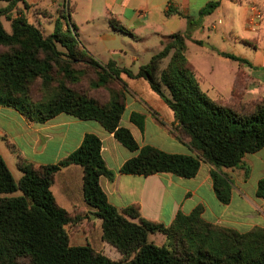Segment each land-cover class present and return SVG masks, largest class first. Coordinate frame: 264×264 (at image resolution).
Wrapping results in <instances>:
<instances>
[{"label": "trees", "instance_id": "1", "mask_svg": "<svg viewBox=\"0 0 264 264\" xmlns=\"http://www.w3.org/2000/svg\"><path fill=\"white\" fill-rule=\"evenodd\" d=\"M2 2L0 104L18 109L31 121L44 122L66 113L99 122L136 152L121 165V173H172L192 178L202 162L209 163L218 200L223 204L230 201L232 180L222 169L242 168L248 177L244 156L264 148V98L244 102L231 93L226 101L206 94L186 56V39L200 42L191 37L189 29L170 33L162 49L133 73L114 61L104 64L95 59L81 45L71 19L63 24L57 17L52 32L44 35L25 17L29 8L26 0ZM219 4L208 2L199 16L211 14ZM171 13L186 18L189 28L200 21L169 7L166 14ZM1 17L9 21L10 31ZM109 23L114 29H123L115 16L109 17ZM220 54L245 65L236 70L232 81V92L238 84L244 90L251 79L248 68H254L253 64L232 53ZM121 73L147 80L150 89L172 110L177 122L175 134L191 153L139 145L130 129L121 124L128 99ZM86 76L88 86L78 89ZM101 87L108 92L107 100L93 95V90ZM129 119L143 129V113L133 111ZM70 164L82 167L84 200L101 220V238L120 252L119 258H110L89 244H70L71 231L90 219L85 211L70 212L60 206L51 191L56 174ZM17 167L22 172L18 180L0 154V264H264L262 226L239 231L214 224L202 217L201 205L189 213L179 211L169 225L143 218L138 204L118 210L100 185L101 176L113 179L115 172L107 167L101 140L95 134H86L81 144L57 163L34 164L18 155ZM256 195L264 197V177L257 181ZM150 233H161L166 241L156 244L149 240Z\"/></svg>", "mask_w": 264, "mask_h": 264}, {"label": "crops", "instance_id": "2", "mask_svg": "<svg viewBox=\"0 0 264 264\" xmlns=\"http://www.w3.org/2000/svg\"><path fill=\"white\" fill-rule=\"evenodd\" d=\"M26 1L29 4L43 3L44 6L51 3L55 9L58 4V2L47 0ZM210 1H219L220 4L211 14L200 17L199 10ZM105 5L109 17L122 15L128 20L136 16L141 18V11L145 10L144 17L141 19L145 20L146 14L158 13L163 16L162 19L159 17L162 23L172 20L173 16H178L174 13L166 14L169 7L181 11L196 21H202V24L210 16L222 13L227 18L226 25L230 31L247 46L249 55L253 53L261 62L259 66L264 67V0H111L110 3L106 0ZM179 18L186 20L184 17ZM251 18L254 23H250ZM118 21L121 23L119 18ZM186 25L188 27L187 20ZM191 37L197 39L194 32L191 33ZM237 56L248 59L247 55L242 53ZM253 66L257 67L255 64ZM251 74L253 77L264 78V69L263 71L256 69ZM132 79L133 82H140L139 78ZM124 83L126 84L125 81ZM127 89L128 99L121 124L130 129L139 145L150 144L171 153L192 152L189 146L176 136L177 122L172 110L162 99L152 100L151 96L145 98L142 92H136V88H131V86H127ZM133 111L145 115L143 129L130 121L129 115ZM147 126H151L155 132L159 131L164 134V139L169 140L168 143L159 144L148 140L146 138ZM88 133L100 138L102 157L107 167L115 172L113 179L101 176L100 185L109 202L118 210L121 211L130 205L138 204L140 215L143 218L169 225L179 211L189 213L201 205L203 207L202 217L214 224L232 227L239 231H247L256 226L264 227V197L256 195V187L252 193L247 192L244 179L234 183L233 177L238 168L222 169L232 180L231 199L223 204L218 200L214 191L210 175L213 167L209 163L202 162L198 173L192 178H184L172 173H155L148 176L121 173L119 171L121 165L136 152L122 145L114 134L107 131L99 122L78 119L66 113H59L44 122L31 121L18 109L0 104V154L10 170V165L19 170L18 155L34 164L57 163L75 150ZM21 175L16 177L13 174L16 180ZM243 176L245 178L244 174ZM82 184V167L78 164H70L60 169L51 187L54 198L60 206L70 212L79 209L90 215L89 220L84 219L80 227L71 231L70 244H89L110 258L117 259L121 254L114 246L101 238V220L91 213L93 208L85 202ZM202 190H207L213 195L217 209L210 210L208 200L201 193ZM148 238L159 245L166 241L161 233H150Z\"/></svg>", "mask_w": 264, "mask_h": 264}, {"label": "rangeland", "instance_id": "3", "mask_svg": "<svg viewBox=\"0 0 264 264\" xmlns=\"http://www.w3.org/2000/svg\"><path fill=\"white\" fill-rule=\"evenodd\" d=\"M47 1L58 2L56 9L51 3L47 6L42 5L43 3L29 4L27 12L24 14L28 21L39 27L44 35H48L52 32L57 17H60L63 24L71 19L77 26V38L81 45L101 63L105 64L108 61H114L118 67H125L133 73H137L141 65L148 63L152 55L162 49L171 32H185L189 29L191 33L194 32L200 42L196 43L186 39V56L196 68V77L200 88L206 94L211 98L218 97L226 101L231 97V93L234 98L244 102L264 98V78L260 76L253 77V74H251V79L248 80L244 90H241L242 88L238 84L234 92H232V81L235 72L239 68L243 69L245 65H240L236 60L224 57L220 52L226 51L236 55L240 53L247 55V60L257 65V67L255 66L252 69L248 68L251 72L256 69L263 71L264 67L263 65L259 66L261 62L258 61L253 53L249 55L247 46L241 43L236 38V35L230 31L226 25L227 18L222 13L210 16L203 24L201 23L202 21L194 22L193 26L189 28L186 25V20L179 18L180 16H173L172 20L162 23L160 19L163 16L161 14H146L147 18L144 20L141 18L144 17L145 10L143 12L141 11L142 9H137L142 12L141 18L136 16L128 20L122 15L116 17L121 20L120 25L123 28L122 30H117L109 23L105 5L106 0ZM107 1L110 3L111 0ZM0 5H4V2L0 3ZM68 10H71L70 16H68ZM1 20L6 30L10 31L9 21L4 17H1ZM202 26H204V30H202ZM131 32L134 36H132ZM72 33L74 35L73 30ZM58 48L65 51L61 46H58ZM167 61L168 58L163 61L162 66ZM121 77L127 86L136 88V92H142L143 97L149 98L151 96L152 100H161L155 92L150 90L148 82L144 78H139L138 81L140 82L138 83L133 82V79L125 73H121ZM88 80V76L84 77L83 81L78 85V89H85L88 86ZM93 95L101 101L108 98V92L104 87L94 89ZM160 133L159 131L155 132L151 126H147L146 138L159 144H167L169 140H165L164 134ZM244 162L250 170L248 177L245 179L243 176L244 169L238 168L234 174L233 181L236 184L243 179L246 180L244 182L245 189L247 192L252 193L257 181L264 177V148L255 153L246 154ZM10 168L16 177L22 174L13 165H10ZM201 193L208 200L210 210L218 208L213 195L207 190H202ZM16 194H20V191Z\"/></svg>", "mask_w": 264, "mask_h": 264}, {"label": "built area", "instance_id": "4", "mask_svg": "<svg viewBox=\"0 0 264 264\" xmlns=\"http://www.w3.org/2000/svg\"><path fill=\"white\" fill-rule=\"evenodd\" d=\"M257 15H258V14H257ZM250 23H254V22H253V18H251V22H250Z\"/></svg>", "mask_w": 264, "mask_h": 264}]
</instances>
